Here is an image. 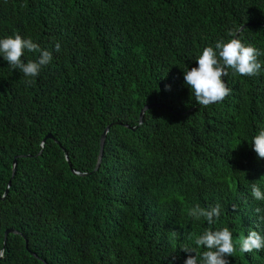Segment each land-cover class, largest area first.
Returning <instances> with one entry per match:
<instances>
[{
    "label": "trees",
    "instance_id": "1",
    "mask_svg": "<svg viewBox=\"0 0 264 264\" xmlns=\"http://www.w3.org/2000/svg\"><path fill=\"white\" fill-rule=\"evenodd\" d=\"M241 24L261 72L244 95L198 105L184 70ZM15 34L53 59L27 86L0 56V264H184L183 247L202 253L195 239L224 227L229 264H264L239 250L252 226L264 236L251 194L264 192V0H0V38ZM197 204L219 219L189 216Z\"/></svg>",
    "mask_w": 264,
    "mask_h": 264
},
{
    "label": "clouds",
    "instance_id": "2",
    "mask_svg": "<svg viewBox=\"0 0 264 264\" xmlns=\"http://www.w3.org/2000/svg\"><path fill=\"white\" fill-rule=\"evenodd\" d=\"M242 26L243 24L237 29L229 30V37L216 38L204 43L201 47L202 53L197 57L196 66L184 70V83L190 88L198 105L207 107L223 102L226 97L236 98L244 95L251 85L253 76L261 72L258 56L262 53L240 38ZM59 50L60 44L57 42L55 51ZM26 52L39 53V56L36 60L25 62L23 57ZM0 56L13 70L23 73L27 78L25 81L27 86L35 83V78L53 59L51 51L42 49L30 37L25 39L19 34L0 38ZM252 142L258 157L264 158V130L254 136ZM251 194L255 200L264 201V192L256 184L252 185ZM254 211L260 214L259 221L264 222L262 214L264 209L257 207ZM188 215L197 220L204 218L212 225L219 219L220 205L202 208L197 204L189 210ZM260 227L252 226L251 231L242 239L239 249L241 252L246 254L254 250H264V236L258 232ZM195 245L203 246L206 250L201 253L195 248L183 247L182 250L188 254L184 264H229L228 257H232L237 250L233 234L227 227L215 231L206 230L195 239ZM3 256L4 250L0 249V258Z\"/></svg>",
    "mask_w": 264,
    "mask_h": 264
},
{
    "label": "water",
    "instance_id": "3",
    "mask_svg": "<svg viewBox=\"0 0 264 264\" xmlns=\"http://www.w3.org/2000/svg\"><path fill=\"white\" fill-rule=\"evenodd\" d=\"M153 105H156V104H155V103L145 104L142 108H140V110H139V112H138V122L141 121V118H142V114H143L144 109L147 108L148 106H153ZM115 124H117V121H111L110 124H108V125L106 126L105 130H104L103 133H102V136H101V143H100V145H101L100 153H99V156H98L97 164H95L93 171H97V170L99 169L101 163H102V157H103L104 146H105V142H106L107 134H108L110 128H111L113 125H115ZM126 126H127V125H126ZM46 137L53 138V136H52L51 134H46V136H45L44 139H43V142H44V140L46 139ZM21 156H29V155L26 154V155H21ZM15 158H16V156L14 157V160H13V166H11V174H10V178L13 177L14 172H15V167H16V159H15ZM66 160L69 161L67 155H66ZM73 172L76 173V174H79V175H87V174H89V173H81V172H78V171H75V170H73ZM9 181H10V180H7L5 191H4L3 195L0 196V199H3L4 196L6 195V190H7V187H8V185H9ZM10 232H11V233H16V231H15L14 229H11V228L7 229V230L4 232V242H5L6 238H7V235H8ZM34 255L36 256V253H34Z\"/></svg>",
    "mask_w": 264,
    "mask_h": 264
}]
</instances>
